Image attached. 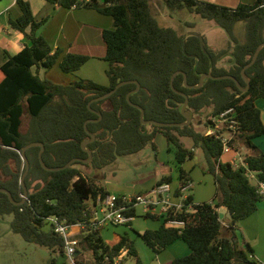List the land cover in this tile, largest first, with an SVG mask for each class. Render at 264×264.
<instances>
[{"label": "trees", "instance_id": "16d2710c", "mask_svg": "<svg viewBox=\"0 0 264 264\" xmlns=\"http://www.w3.org/2000/svg\"><path fill=\"white\" fill-rule=\"evenodd\" d=\"M44 1L63 9H92L113 19L114 28L102 32L108 85L81 78L69 84H56L42 78L40 71L50 70L56 64L62 72L75 74L90 57L69 52L60 57L62 50H53L37 33L44 21L35 19L30 3L16 1L20 15L10 19L9 26L23 33L31 43L20 45L21 50L15 55L6 54L5 62L0 65V188L7 189L15 201L22 199L20 179L25 164L21 151L28 144L43 143L44 164L62 167L74 158H88L81 147L91 138L87 131L95 135V140L87 145L92 151L89 164L74 162L69 168L54 172L42 167L40 146L27 149L30 165L25 178L27 201L16 206L0 192V218L12 216L14 233L62 256L64 241L46 219L56 216L70 225L80 223L84 228L77 236V251L79 255L89 253L86 264H113L114 257L123 250H127L125 258L132 257L135 264H143L129 235H116L113 241H106L101 230L91 224L93 204L98 196L104 198L109 192L100 180L87 176L79 166L101 169L119 157L142 151L147 145L157 150L156 140L163 137L179 172V185L191 184L192 178L182 164L192 160L195 150H199L204 155L205 171L214 178L216 193L213 201L203 203H195L188 196L186 203L194 204L193 211L172 217L184 221V225L163 224L146 230L139 234L144 243L156 254L177 239L186 243L190 254L175 258L170 264H263L254 258L248 243L244 248L239 247L235 231L238 223L255 213L264 201L257 192L258 182H264V153L254 143V139L264 135L257 106L258 100H264V48L245 72L249 80L246 92L231 79H206L201 88L188 89L181 73L175 76L173 90L171 77L181 71L187 75L189 85H196L206 73L231 75L246 87L241 70L250 62L256 48L264 43V0L240 3L236 8L199 0H163L169 10L187 9L222 28L229 41L217 51L208 46L205 38L202 47L195 34L184 35L172 27H161L150 0ZM238 23L245 27L242 36L234 31ZM223 59H226L225 65L220 64ZM130 80L140 83V90L130 100L144 109L146 120L184 122L181 108L185 98L179 93L188 96L186 112L191 118L205 108L211 109L206 122L208 129L215 128L211 117L232 110L226 124L230 125L233 119L235 133L229 144L242 153L244 165L239 163L235 167L229 159L222 160V131L207 135L198 132L192 124L184 127L143 125L140 110L127 101V94L136 88L134 83L92 103L91 109L96 113L89 108L93 98L111 91L119 82ZM97 113L101 119L89 122L86 130L85 122L99 119ZM183 138L190 139L192 147H186ZM172 180L171 175H166L157 184ZM221 207L231 213V218H219ZM126 214L136 217V210ZM145 218L158 219L149 215ZM51 264H55L54 258Z\"/></svg>", "mask_w": 264, "mask_h": 264}, {"label": "rangeland", "instance_id": "374dc122", "mask_svg": "<svg viewBox=\"0 0 264 264\" xmlns=\"http://www.w3.org/2000/svg\"><path fill=\"white\" fill-rule=\"evenodd\" d=\"M150 1L152 3L151 6L153 13L157 17V21L161 27H172L184 35L191 33L197 34L205 38L208 46L215 51L227 46L229 41L227 33L214 22L208 21L202 18L200 15L190 12L187 9L180 12L169 10L165 7L163 0ZM199 1L212 2L219 6L228 8H236L239 5L237 0ZM248 1L249 0H242V3L247 4L245 2ZM34 8L36 7L33 6V9ZM234 31L237 36H242L245 32L244 24L238 23L235 26ZM102 62V60H97L94 63L88 64V69H86V66L80 71L79 75L63 72L66 77L69 76V79L66 80L68 83L65 84H69L80 78L92 81L99 80V78L102 76V73L99 74V69L102 66ZM220 64L225 65L226 59H223ZM56 66L58 71L62 72L59 65L57 64ZM257 106L260 109L261 119L264 124V100H258ZM210 112V108H205L192 116L191 124L198 132L205 133L208 131L206 122L210 117ZM182 142L186 147H192V142L190 139L183 138ZM254 143L258 145L257 147H259L264 153V135L254 139ZM156 145L158 146L157 150H154L151 145H147L142 151L132 155L119 157L113 163L101 169H94L91 166L85 165H81L79 167L87 176L100 180L103 186H105V188L111 193L119 194L125 191L126 194L133 195L135 193H140V191L145 192L148 189L141 190L138 187L153 181L155 182L158 178L160 179L163 175V169H173L171 164L172 157L167 151V143L165 139L163 137H158L156 140ZM205 166L206 163L204 155L199 150L192 160L186 161L184 166L185 170L191 171V178L193 180L191 182L192 189H187L185 194L192 195L195 201L198 203L212 201L216 193L214 178L211 174L205 171ZM172 174L173 180L171 181V187L172 189H176L179 186V173L173 170ZM259 211L262 213H258V215H256L257 213L253 214L248 219V222H250V224L252 222L257 223L258 216L262 217L263 222L261 223L262 225L258 227V230H256L255 224H251V226H253L257 233H259L258 238L260 239L259 241L261 247H258V249L264 253V201L259 203L257 212ZM137 213L140 214V210L136 208V214ZM12 219L13 217L8 215L0 218V264H51L53 258L55 259V264L64 263L65 259L61 257L60 254H54L44 247L27 242L19 234L14 233L11 229ZM138 220H140V222H144L142 218H137L136 221ZM242 224L243 223L239 225L243 226ZM134 225L136 226L137 224ZM107 229L108 230L103 232V235L106 237H111L113 231H119V233H125L126 230L128 231L127 227L121 226L108 227ZM244 230H246L247 233H250L251 235L253 229L249 226V228H245ZM137 243L138 244L135 247L141 261L144 262L149 260V257L145 253L142 246H144L146 250L149 249L143 245L142 241ZM83 255L85 256L84 259L89 260L88 258H90V256L88 252H85ZM154 258H156L155 255L153 256V259ZM150 262L151 261H149V263ZM122 264H135L134 258L126 257Z\"/></svg>", "mask_w": 264, "mask_h": 264}, {"label": "crops", "instance_id": "0c3cea01", "mask_svg": "<svg viewBox=\"0 0 264 264\" xmlns=\"http://www.w3.org/2000/svg\"><path fill=\"white\" fill-rule=\"evenodd\" d=\"M16 1L17 0H0V65H2L5 62L7 56L6 54L15 55L21 50L20 45H30L31 43L30 40L23 33L15 31L11 29L9 26V20L10 19L14 20L20 15V10L18 8ZM27 1L31 5V9L35 19L39 22L44 21L43 25L38 29L37 33L46 39V41L50 44L53 50H56L58 48L62 50L63 53L60 54V57H62V55L68 52L83 54L90 57L87 63L84 66H82L73 75H79L80 71L83 68H85L88 64L94 63L97 60H102L103 61L102 66L99 69L100 70L99 74L102 73V76L99 78V80L96 81L94 80V81L105 86L108 85V79L106 76L108 63L103 59L105 55V45L102 39V32L106 29L114 28L113 19L109 16L99 14L92 9H77V8L63 9L56 5L49 4L44 0H27ZM237 2L238 4H240L242 3V0H237ZM253 2L254 0H249L248 2L245 3L252 4ZM150 4L152 5L151 1ZM33 6L36 8L33 9ZM56 65L50 70L47 71L41 70L40 76L42 78H47L48 80L56 84L68 83L66 82V80L69 79V76L66 77L63 74V72L58 71ZM88 67L89 66H87L86 69H88ZM259 150L261 149L259 148ZM196 153H198V150L195 151V154ZM225 158L229 159L230 161L237 159L236 154L232 152L223 155L222 160H225ZM185 163L186 161L182 164L183 168L185 166ZM171 164L173 166V169L172 168L170 170L168 168L163 169L162 177L166 175H171L173 178V174H172L173 170L178 172L176 168V164L173 161H171ZM187 172L192 177L191 171H187ZM160 179L158 178L155 182L153 181L154 183L151 182L145 185H141L138 188H140L141 190H146V189L150 190V188L154 184H156ZM189 189H192V184L190 185ZM108 192L109 194H114V195L126 194L125 191L119 194L111 193L109 190ZM140 192H144V191H140ZM194 202L198 203L195 201V199ZM137 209L140 210V214L137 213L136 217L129 224L116 225L107 222L101 225L99 229L101 230V235L104 238V240L113 241L116 235L127 234L130 236V238L134 240L135 246H137L138 244L137 242L142 241L143 245H145V247H147L150 250V251L146 250L144 246H142L145 253L149 257V260L144 261L145 264L146 262L148 264L149 261H151L149 264H170V262L173 259L185 257L190 254L191 252L190 248L181 239H177L175 242L169 245L167 249H165L159 254H156L151 248H149L144 243V241L142 240L139 234L149 229L150 230L157 229L160 226H162L164 223L159 219L145 218V216L142 214L143 208L141 206H138ZM257 211L255 212L257 213L256 215H258V213H262L261 211L259 212ZM251 216L247 217L246 219L238 223L237 225L238 229H236L235 231L236 239L238 241L239 247L241 248H244L248 243L253 249L254 258L264 264V253H262L260 249H258V247H261L259 241L260 239L258 238L259 233H257L253 228V226H251V224H255L256 230H258V227L262 225L261 223L263 222V220L261 216H258L257 223L252 222L250 224V222H248V219ZM137 218H142L144 222H140V220L136 221ZM241 223H243L242 224L243 226L239 225ZM134 224L137 225L135 226ZM118 226L127 227L128 231L127 230L126 232L124 231L125 233H119V231H113L111 237H106L103 235V232L105 230H108L107 229L108 227H118ZM249 226L253 229L251 235L250 233H247L246 230H244L245 228H249ZM260 232H261V227H260ZM74 234H78V232H74ZM154 255L156 256V258L153 259ZM60 256L63 257L62 255ZM81 257L83 259L85 258V256L83 255ZM85 261L87 262V259H85Z\"/></svg>", "mask_w": 264, "mask_h": 264}, {"label": "built area", "instance_id": "2783aa9c", "mask_svg": "<svg viewBox=\"0 0 264 264\" xmlns=\"http://www.w3.org/2000/svg\"><path fill=\"white\" fill-rule=\"evenodd\" d=\"M232 114V110L226 111L219 116L211 117V121L215 128L208 129L207 135L216 134L217 131H224L221 136L223 142V155L228 153H235L236 160L230 161V163L237 167L238 164L244 165L242 162V155L240 151H236L229 144L234 136L235 121L230 120V125L227 115ZM253 176V175H251ZM191 185V184H190ZM189 186H178V190L172 189L171 183L154 184L150 190L140 193L121 194L114 195L108 194L104 198L98 196L96 202L93 204V216L90 219L94 228H99L104 223H112L116 225L129 224L135 217L133 215H127L126 212L136 210L138 206L143 208V215L156 216L161 220L165 226L181 227L184 225V221L172 218L177 214L185 211L186 213L193 211V203H186L188 196L185 194ZM257 192L263 197L264 200V182H258ZM27 201V200H26ZM51 225L56 234L62 237L64 241L63 257L65 259L63 264H86L82 259V255H79L77 248L79 246V240L77 236L84 228V225L78 223L70 225L66 220H60L58 217L53 216L46 219ZM78 232V234H74ZM127 250H123L120 254L113 259V264H122Z\"/></svg>", "mask_w": 264, "mask_h": 264}, {"label": "water", "instance_id": "95a60500", "mask_svg": "<svg viewBox=\"0 0 264 264\" xmlns=\"http://www.w3.org/2000/svg\"><path fill=\"white\" fill-rule=\"evenodd\" d=\"M195 35H197V34H195ZM197 36L199 37L200 42H201V45H202V47H203V37H201V36H199V35H197ZM262 48H264V43L260 44V45L256 48V50H255V52H254V54H253L252 59L250 60V62H249L248 64H246V65L242 68V70H241V75H242V78L244 79V81L246 82V87H242L241 84L239 83V81H238L236 78H234L233 76H231V75L214 76V75H212V74H210V73H206V74L201 75L198 84H196V85H189V84L187 83V75H186L185 73L181 72V71H177V72H175V73L172 75V77H171V87H172L173 90H175V89H174V85H173V83H174V79H175V76H176L177 74L181 73V74H183V82H184V85H185V87L188 88V89H199V88H201V87L203 86L204 81H205L206 79H214V80L231 79V80H233V81L236 83L237 87H238L242 92H246V91H248V89H249V80L246 78V76H245V72H246V70L249 69L252 65H254V63L256 62V60H257V58H258V56H259V53H260V51L262 50ZM130 83H134V84H136V88H135L133 91H131V92H129V93L127 94V101L129 102V104H130L131 106H133V107H135V108H137V109L140 110V120H141V123H142L143 125H155V126H158V127H184V126H188L189 124H191L192 118H191L190 114H188V113L186 112V108H187V106H188L189 99H188V96H187L186 94H183V93H179V94L183 95L184 98H185V102H184V104H183V106H182V108H181V114H182V115L184 116V118H185V121H184V122H181V123H167V122H158V121H155V120H146V119H145V112H144V109H143L141 106L134 104V103L131 102V100H130V96H131L133 93L138 92V91L140 90V88H141L140 83H139L138 81H134V80L119 82V83L115 86V88H113L111 91L107 92L106 94H104V95H102V96H99V97L93 98V99L88 103L89 108L91 109V104H92V103H94V102H98V101H101V100H104V99L110 97V96H111L112 94H114V93H115L120 87H122V86H124V85H126V84H130ZM91 110H92V109H91ZM92 111L96 113V111H94V110H92ZM97 114L99 115V119H97V120H87V121L85 122V128H86V130H87V124H88L89 122H91V121H99V120L101 119V117H102L101 114H100V113H97ZM87 132L89 133V135H90L91 138H90V140H86V141H84V142L82 143L81 147H82V149H83L84 151H86V152L88 153V158H87L86 160H83V159H80V158H74V159L70 160L66 165H64V166H62V167H48V166H46V165L44 164V162H43V158H42V152H43V149H44V144H43V143H30V144H28L27 146H25V147L23 148V150L21 151V158H22V160H23V162H24V164H25V171H24V173L22 174L21 179H20V184H21V186H22V188H23V196H22V199H21L19 202L15 201V200L12 198L11 193H10L7 189H5V188H0V192L5 193V194L8 196L9 200H10L14 205H16V206L23 205L24 203H26L27 196H28V193H29V192H28V190H27V188H26V186H25V178H26V176H27V174H28V172H29V168H30L29 161H28V159H27V157H26V150L29 149V148H31V147H33V146H37V145L40 146V151H39V160H40V163H41L42 167H43L46 171H49V172L60 171V170H62V169L69 168L74 162H83V163H85V164H89L90 161H91V159H92V151L89 150V149H87V145L95 140V135L92 134V133H90L89 131H87ZM218 214H219V218H220V219H223V218H225V217H227V218H231V213H230L228 210H226L225 208H223V207H221V208L218 210Z\"/></svg>", "mask_w": 264, "mask_h": 264}]
</instances>
